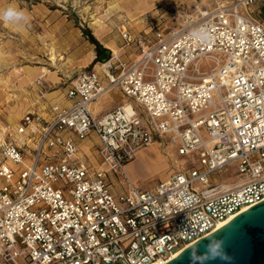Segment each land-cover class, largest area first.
Wrapping results in <instances>:
<instances>
[{"label": "built area", "instance_id": "1", "mask_svg": "<svg viewBox=\"0 0 264 264\" xmlns=\"http://www.w3.org/2000/svg\"><path fill=\"white\" fill-rule=\"evenodd\" d=\"M258 0L196 6L180 28L133 33L125 46L68 83L67 105L25 112L0 141V264H164L264 199V21ZM144 15L142 22H148ZM203 30L206 38L193 34ZM204 63L207 65L205 69ZM111 92L122 104L96 113ZM93 134L95 162L79 142ZM168 140L198 166L152 190L125 172L136 152ZM234 166L237 181L219 183ZM126 190L113 193L109 173Z\"/></svg>", "mask_w": 264, "mask_h": 264}, {"label": "rangeland", "instance_id": "2", "mask_svg": "<svg viewBox=\"0 0 264 264\" xmlns=\"http://www.w3.org/2000/svg\"><path fill=\"white\" fill-rule=\"evenodd\" d=\"M212 2L154 0L150 4L146 1L137 4L130 0H0V8L13 3L29 18L28 23L21 26L0 22V141L6 123L13 124L25 112L33 110L36 79L57 80L55 82H60L57 86L64 87L78 72L100 63L97 45L90 36L110 51V57L113 53L119 56V49L125 47L120 36L122 25L133 33L146 30L149 34L157 31L166 34L180 28L185 15L193 14L196 6L204 9ZM144 15L151 19L135 22ZM206 66L204 63L205 69ZM105 102L107 106L116 105L111 99ZM192 165L198 166L197 155L179 156L176 146L164 139L138 150L124 169L137 188L152 190L175 170ZM217 180L225 185L234 184L237 181L235 167L221 171ZM108 181L113 193L126 190V182L118 173H109Z\"/></svg>", "mask_w": 264, "mask_h": 264}, {"label": "water", "instance_id": "3", "mask_svg": "<svg viewBox=\"0 0 264 264\" xmlns=\"http://www.w3.org/2000/svg\"><path fill=\"white\" fill-rule=\"evenodd\" d=\"M96 45L98 60L106 63L110 51L98 42ZM164 264H264V199L198 238Z\"/></svg>", "mask_w": 264, "mask_h": 264}, {"label": "crops", "instance_id": "4", "mask_svg": "<svg viewBox=\"0 0 264 264\" xmlns=\"http://www.w3.org/2000/svg\"><path fill=\"white\" fill-rule=\"evenodd\" d=\"M130 1L136 2L137 4L142 3L143 1H146L147 2L146 4L148 3L150 4L154 0H130ZM212 1L213 2L211 4L208 3L209 7H204V9L213 8L219 0H212ZM165 2H167V0H165ZM201 8H203V6H201ZM257 9L259 11V15H261V20L264 21V0L257 1ZM135 18L136 17H134V19ZM138 21H141V19H138L135 22L138 23ZM119 53H120L119 56L122 61L130 62L136 56V49L133 46H125L119 49ZM93 68L101 72V63L97 62V64H94ZM55 81L54 80L46 81L41 77L36 79V83L34 84L35 103L32 105L33 110H28V111H33V112H37L40 114H46L50 111V107L54 103H61L64 105H67L69 103V101L65 97V91L67 89L68 84L65 85L64 87H59L57 86V84H59L60 82H55ZM104 97L100 98L97 102L93 104L92 108L95 110L96 113L105 111L104 109L107 110V109L112 108L111 105L107 106L105 102L107 99H111L112 101L116 103V105L122 104L126 101V98L120 92H111ZM96 143H97V139L93 134H90L87 138L79 142L81 151L92 162H95L94 158L97 157L95 149H94V144Z\"/></svg>", "mask_w": 264, "mask_h": 264}, {"label": "clouds", "instance_id": "5", "mask_svg": "<svg viewBox=\"0 0 264 264\" xmlns=\"http://www.w3.org/2000/svg\"><path fill=\"white\" fill-rule=\"evenodd\" d=\"M29 21V18L25 11L20 9L13 3H9L6 7L0 8V22L10 25H26ZM197 39L206 38V33L203 30L193 34ZM215 243V242H214ZM209 247H212L210 245Z\"/></svg>", "mask_w": 264, "mask_h": 264}, {"label": "bare ground", "instance_id": "6", "mask_svg": "<svg viewBox=\"0 0 264 264\" xmlns=\"http://www.w3.org/2000/svg\"><path fill=\"white\" fill-rule=\"evenodd\" d=\"M52 60L55 61V57H52ZM152 144H154V143H151L150 145H152ZM150 145H149V146H150ZM147 147H148V146H147ZM226 222H227V221L222 222V223L220 224V226H223ZM174 256H176V255H173V257H174ZM173 257H172V258H173Z\"/></svg>", "mask_w": 264, "mask_h": 264}, {"label": "trees", "instance_id": "7", "mask_svg": "<svg viewBox=\"0 0 264 264\" xmlns=\"http://www.w3.org/2000/svg\"><path fill=\"white\" fill-rule=\"evenodd\" d=\"M90 40H91L93 43L97 44V41L93 38V36H90Z\"/></svg>", "mask_w": 264, "mask_h": 264}]
</instances>
